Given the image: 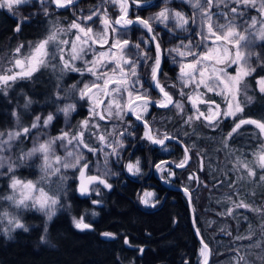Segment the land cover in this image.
<instances>
[{
    "label": "trees",
    "instance_id": "1",
    "mask_svg": "<svg viewBox=\"0 0 264 264\" xmlns=\"http://www.w3.org/2000/svg\"><path fill=\"white\" fill-rule=\"evenodd\" d=\"M82 1L79 4L82 12L106 6L112 20H115L119 13V7L104 5L103 0ZM137 8L132 6L136 13ZM45 9L48 11L47 16L44 14ZM147 9L143 11L144 18L152 12ZM249 9H253L254 16L260 18L258 9ZM25 15L27 22L20 32H15L18 19L24 16L0 9V66L4 68L9 66L10 56L16 46L42 39L54 28L67 29L74 18L71 6L57 8L49 0H45L43 4L38 0L37 5L31 6V11ZM244 22L243 19L238 25ZM134 26L127 32V39L130 38L133 42L134 32L145 34L141 27ZM59 35L63 38L69 37L71 33ZM159 40L161 49L164 50L161 67L163 73L167 74V80L162 75L161 82L166 85L176 83L179 87L176 79L179 68L172 63L174 54L170 55L166 51L172 46L162 35ZM51 49L53 48L50 46L49 50ZM250 51L259 53L264 59V41L255 43ZM51 62L49 68L41 69L31 79L17 80L7 90V95L0 92L1 130L14 126L16 129L21 126L29 127L37 115L41 116L43 121V118L51 113L54 119L47 128L49 132L54 133L58 131L57 127L62 124L64 117L72 120L75 125L83 116L81 106L84 101L77 99L78 93L72 89V85L80 82L85 74L81 76L76 72H66L60 75L55 59ZM258 65V62L254 63L257 72L248 80L251 85L248 95L253 97V102L247 105L245 115L252 118L264 115V95L256 91L254 85L255 78L264 72ZM141 70L148 76L149 70L146 67L141 66ZM233 70L229 69V72L234 75ZM167 90L174 98H179L175 89ZM208 96L220 103L219 97L211 93ZM28 99L32 103L25 108ZM66 105L79 107L80 112H70L65 116L63 111L58 109H63ZM186 105L190 110V105L185 101V107ZM13 112L20 117V125H17ZM185 118L186 113L185 116L177 115L174 108H152V112L147 114L145 119L154 131L178 136L185 144L195 143V151L206 153L203 171H199L200 161L193 155L190 166L176 169V175L170 177L167 183L189 190L190 209L193 217L197 218L194 227L199 229L200 238H203L210 250L208 264H237L240 257L243 259L239 260V264H264V224L260 223L264 220V181L258 179L262 172L257 168V178H249L237 169L238 160H253L252 153L258 149L262 138L255 135L252 126H246L242 130L243 134L235 136L225 147L223 137L231 128L230 120L225 121L219 128L212 129L202 121H196L191 126L186 125ZM127 119L130 124H135L132 119ZM130 124L127 123L123 128L128 129ZM134 137L127 139V153L121 155L118 163L113 162L114 155H110L111 167L119 170L114 177L107 179L112 185L111 189L97 185L98 189L92 195H81L77 191L76 180L68 178L63 182V189L68 195L64 199L68 205L66 208L59 207L50 221L44 213L30 208L31 220L20 218L25 228L11 227L12 230L7 231L5 224L8 223L5 218L4 221L0 220V264H200L201 246L190 226L185 194L157 182L151 174L146 178V168L148 169L157 158L165 156L159 152L160 146L141 139L139 130ZM167 143L170 144L171 150L166 157L178 161L183 155V150L173 141ZM25 144L22 136L14 144V150L18 152ZM135 158H139L144 174L131 176L124 171L122 163L126 159ZM30 167L35 173L33 165ZM13 173L20 177H33L23 173V165L20 164L15 166ZM192 174L199 177V183L189 180ZM7 177L8 175L0 177V199L3 201H7L4 199ZM151 178L153 183L149 182ZM230 181L233 182L231 186ZM141 187H148L155 192L154 207L144 206L138 201ZM93 200L100 203L93 204ZM240 200L249 204L250 208L238 209L233 216L222 215L228 207L233 206L230 201L238 203ZM4 209L0 208V212ZM66 211L74 216H83L86 223L92 227L85 230L74 228L69 223ZM104 232L116 235L114 238L105 237L102 235ZM125 238L128 239V244L124 243ZM140 248L144 249L143 253L139 251Z\"/></svg>",
    "mask_w": 264,
    "mask_h": 264
},
{
    "label": "snow or ice",
    "instance_id": "2",
    "mask_svg": "<svg viewBox=\"0 0 264 264\" xmlns=\"http://www.w3.org/2000/svg\"><path fill=\"white\" fill-rule=\"evenodd\" d=\"M39 2L43 4L45 0ZM49 2L55 4L57 8H67L73 5L75 0H49ZM163 2L165 7L148 18L136 15L135 19H130L129 11L132 6L143 7L148 0H131V3L129 0H103L104 5L119 7L120 16L112 20L109 18L106 6L92 8L88 15L81 14L76 17L67 29L54 28L42 39L27 42L26 52L25 44H19L14 50L11 66L7 68L0 66V92L5 95L17 80L31 79L41 68L49 67L50 61L57 57L62 74L76 72L83 76L87 73L93 78L83 83V87H78L82 81L72 85V89L78 91L80 99L91 102L89 117L79 122L78 130L74 133L61 131L55 137L34 144L20 157L23 162L39 154L42 157L40 165L42 175L36 181H22L15 176L12 177L9 185L12 195L4 199L11 201L17 209L34 208L43 212L50 221L55 216L58 206H62L60 197L64 192L63 182L67 179L62 174V170L75 169L78 172L77 190L81 195H90L91 191L96 190L95 185L112 188V185L103 178L109 174L107 171L100 175L89 174V163L82 151L86 149L93 154L97 152V148L91 146L90 140L86 142V133L89 137L96 136L101 145H106L111 150L110 153H105L106 162L109 155H118V149L124 147L122 139L117 138L114 143H108L106 136L99 134V123H92L97 118L111 119L115 114L116 118L123 120L131 113L143 125L144 132L141 139L150 144L160 145L165 151L168 150L167 141H175L179 144L183 155L178 161L161 160L155 164L156 171L162 173L161 178L166 181L176 175V169L190 166L193 155L200 161L199 171H203L206 153L195 151V143L185 144L178 136L154 131L151 124L144 119L151 106L162 109L174 108L177 115L185 116L186 101L190 105L191 114L186 116L184 124L189 126L196 121H202L207 127L217 129L225 121L230 120L231 128L223 137L225 147L235 136L242 135V130L246 126H252L255 135L264 138V115L258 118L245 115L247 105L253 102V97L248 95L251 87L248 80L257 72V67L251 63L253 57L259 61L258 66L264 70V59L261 55L248 50L255 40L264 41V0H259V3L258 0H186L195 10L190 18L180 11L167 7L169 0ZM27 3L29 0H0V9H7L8 12L13 13L14 8ZM221 5L224 6V10L219 16L224 18V23L213 18L216 15L212 11L213 7L219 8ZM249 7L258 9L260 19L253 16L250 18V23L238 25L237 19L244 17V9ZM44 14L48 15L47 9L44 10ZM26 22V17L19 18L14 31L20 32ZM169 22L173 23L171 29L168 28ZM97 23L100 30L94 31L93 25ZM190 23L195 24L199 29L192 33L195 39L188 38L187 42L180 40L174 47L166 50L168 54H174L172 63L179 68L176 78L179 87L176 83L166 85L161 82L162 75L167 80V74L163 73L161 67L164 50L161 49L159 33L154 31L153 24L163 25L175 37L177 30L187 32ZM134 25L146 30V38L141 37L137 42H133L130 38H122ZM59 33L65 35L71 33V36L69 39H63ZM50 46L54 51H49ZM89 54L92 58L85 59ZM77 61H82L83 67H77ZM141 66L149 70L148 83L152 89L157 90L159 99H153L149 87H145L146 82L140 72ZM229 69H234L235 74H231ZM255 85V90L264 95V75L255 78ZM168 88L175 89L179 98H174ZM209 93L219 97L220 103L208 96ZM57 97L59 98V94ZM31 103L30 99L26 100L24 107L27 108ZM74 108V105H66L58 111H63L65 116H68ZM12 115L16 117L17 125H20L21 121L17 113L13 112ZM53 119V115L49 113L41 124V116L37 115L29 127L21 126L19 130L9 131L6 134L0 132V152H3L5 145L11 147L13 141L22 136H29L33 129L47 128ZM5 135L7 139H4ZM124 135L125 132L120 133V136ZM57 142L65 147L63 157L55 152ZM68 145H72L75 150H67ZM99 151H103V147ZM252 155L254 159L250 162L238 160L237 169L243 171L249 178H257L256 169L264 171V141ZM5 162V158L0 155V168L4 167ZM15 166L12 162H8V172H13ZM125 169L132 175L141 174L139 158L135 163H127ZM54 176L58 177V181L52 180ZM258 179L264 181V175H260ZM189 180L199 183V177L195 174L190 175ZM229 183L230 186L233 184L231 181ZM53 184L56 186L53 187ZM183 191L191 202L189 190L184 188ZM154 197V192L145 191L139 199L142 204L154 207ZM230 202L233 206L228 207L222 215L233 216L238 209L250 208V205L243 200L238 203ZM92 203L98 204L100 201L93 200ZM4 218H8V224L13 229L25 228L19 218L11 216L7 211L0 212V220ZM196 219L194 216V224ZM73 223L80 230L92 227L84 222L83 216L79 219L73 217ZM196 234L200 236L199 229H196ZM102 235L114 238L116 234L104 232ZM199 242L202 264H208L210 255L208 244L202 237ZM124 243H129L127 238ZM139 251L143 253L144 249L140 248ZM240 259L243 258H238L237 264Z\"/></svg>",
    "mask_w": 264,
    "mask_h": 264
},
{
    "label": "rangeland",
    "instance_id": "3",
    "mask_svg": "<svg viewBox=\"0 0 264 264\" xmlns=\"http://www.w3.org/2000/svg\"><path fill=\"white\" fill-rule=\"evenodd\" d=\"M37 1L38 0H29V3H27V4H25V5H21V6H19L18 8H14V10H13V13H17V14H19V16H24V17H26V12H29V11H31V6H36L37 5ZM162 2V1H161ZM170 2V1H169ZM258 3H259V0H258ZM52 4V3H51ZM53 5V4H52ZM175 5V6H174ZM167 7H169L170 9H174V10H176V11H180V12H182L181 10H178L177 9V4H174V3H172V2H170V3H168L167 5H166ZM162 7H165V4L163 3V4H161L160 5V8L159 9H157L155 12H153V13H151L150 15H148V16H146V18H148L149 16H151V15H153L154 13H156V12H158V11H160V9L162 8ZM221 7V6H220ZM220 7L219 8H217V7H213V9H212V11L216 14V15H214V19H218L219 20V22L220 23H224L225 22V20H224V18L223 17H220L219 16V13L221 12V10H220ZM96 8H98V7H96ZM191 12H192V14L194 15V9H193V7L191 6ZM73 13H74V18L72 19V21L74 20V19H76V17H78V16H80L81 14H83V15H88L89 14V11H86V12H82V11H80V9L79 8H77V7H74V9H73ZM253 13V11H251V13H249L250 14V16H248V18L246 17V19L244 20L245 22H248V23H250L251 21H250V18L251 17H253L254 15L252 14ZM254 14H255V12H254ZM257 14H258V12H257ZM120 15V10H119V13H118V16ZM136 15H138V14H135V16ZM130 18V17H129ZM260 19V18H259ZM244 22V23H245ZM169 25L171 26V27H173V23L172 22H169ZM192 25V24H191ZM192 33L194 32V31H198L199 29L197 28V26L194 24L193 26H192ZM93 29H94V31H99L100 29H99V27H98V23H97V25H93ZM155 30L157 31V32H161V30H160V28H155ZM145 32V31H144ZM71 36V35H70ZM70 36L69 37H63V39H69L70 38ZM127 36V33L126 34H124L123 36H122V38H125ZM133 36H134V38H135V42H137L141 37H144V38H146V35L145 34H143L142 32H134L133 33ZM188 38H191V39H195V37L192 35V34H190V36H187L186 37V40H184V39H182V38H174V39H171L170 38V40H171V43H170V45L172 46V47H174L176 44H178L179 42H180V40H184L185 42H187V39ZM259 42H262V41H260V40H255L250 46L251 47H254V44L255 43H259ZM17 47V46H16ZM15 47V48H16ZM250 47V48H251ZM15 48H14V50H15ZM250 48H249V50H250ZM14 50H13V52H12V54H11V56H10V61H9V66L8 67H10L11 66V64H10V62L12 61V59H13V53H14ZM27 51V44H25V52ZM50 52H52V51H54V49H51V50H49ZM154 51L155 50H153V57H154ZM92 57H91V54H89V55H87L86 57H85V59H91ZM254 58V57H253ZM52 61V60H51ZM50 61V63H52ZM55 61L57 62L56 64H58L59 65V74L60 75H64V73L62 74L61 73V65H60V63H59V58L57 57V59H55ZM252 63H253V65H254V63H256V62H258L259 63V61H256V60H252L251 61ZM76 64H78V66L79 67H83V62L82 61H77L76 62ZM47 68H49V67H46V68H41L42 70H45V69H47ZM141 69V68H140ZM234 71V70H233ZM261 75H264V72L261 74ZM93 78L89 75V74H87V73H85V75H84V77H83V79L81 80L82 81V83H79L78 84V87H83V83H87V82H89V81H91ZM80 81V82H81ZM254 85H255V80H254ZM255 87H256V85H255ZM77 93H78V91H76ZM77 99H80L79 98V93H78V95H77ZM160 98V97H159ZM158 98V99H159ZM83 105H85V115H83L78 121H77V123L74 125V123L72 122V120H69V118H65L64 117V119H63V122H62V124L61 125H59V127H57V128H59L58 129V131H55L54 133H51V132H49L48 131V128H43V127H41V128H39V129H33L32 130V132L30 133V135L29 136H27V137H24V140L26 141V144H25V147H21L22 149L21 150H19L18 152H16V150H14V147H15V143L18 141V140H15V141H13L12 142V144H11V147H8L7 145H5L4 146V150H3V152H0V155H2L4 158H5V164H4V167H2V168H0V177H2V176H6V175H8V177L6 178V180H5V187H6V193H5V196L7 197V196H10V195H12V189L9 187V185L11 184V181H12V177L13 176H15L16 178H18V179H20V180H22V181H28V180H32V181H36V180H38L39 178H40V176L42 175V173H41V170H40V165H41V163H42V157L39 155V154H37L36 156H34V157H32V158H30V159H27V160H24L23 162H21V160H20V157H22V155L24 154V153H26L28 150H30L33 146H34V144H36V143H40V142H43L45 139H48V138H50V137H55V136H57V135H59L60 133H61V131H69V132H72V133H74V132H76L77 130H78V126H79V122L80 121H82V120H84V119H86V118H88L89 117V111H90V106H91V102L90 101H88L87 99H83ZM223 106V105H222ZM186 107H187V112H186V116H187V113H189V114H191V109L190 110H188V106L186 105ZM140 109H138V111H139ZM75 111V108H74V110L73 111H71V112H74ZM63 114H64V112H63ZM188 114V115H189ZM122 121L124 122V123H122ZM109 122V123H108ZM137 123H135V126H134V124L132 123V124H130L129 125V128H132L133 126H134V130L132 131V132H130L129 130H126V129H124L123 128V126L124 125H127V123L128 122H126V120L125 119H123V120H120V119H118V118H116L115 117V114H113V117L111 118V119H108V121H107V123L106 122H103V121H101V120H99L98 118L97 119H95V120H93L92 121V123L93 124H96V123H99V125H100V129H99V134H103V135H105L106 136V138H107V142L108 143H114V141L117 139V138H119V139H122L123 140V138H124V136L126 135H128L129 137H132L133 136V133L135 132V131H138L139 130V135H143V132H144V128H143V126L142 125H140L139 124V122L138 121H136ZM32 123V122H31ZM31 123H30V125H31ZM41 124H42V121H41ZM129 124V123H128ZM136 124H138V125H136ZM29 125V126H30ZM15 130H19V128H15V126L12 128V127H10V128H5V129H0V132H4L5 134L7 133V132H9V131H15ZM93 131H97L96 129H93ZM121 132H125V135L124 136H120V133ZM129 132H130V134H129ZM37 137H39V139L37 140ZM4 139H7V135H5L4 136ZM85 140H86V142H88L89 140H90V142H91V146L92 147H95V148H97V152L95 153V154H93V153H91V152H88L86 149H82V151H83V154H84V157H85V159L88 161V163H89V169H90V171H89V174H91V175H100V174H103L105 171H107L109 174L107 175V176H104L103 178L104 179H109V177L111 178V177H114L118 172H119V170H115V169H113L111 166H112V159H111V157H110V155L108 156V158H107V162L105 161V153H110L111 152V150L106 146V145H101L100 144V142L96 139V136H90L89 137V135L86 133L85 134ZM262 141H264V138H262L261 139V141H260V144H259V146H258V149H259V147L261 146V143H262ZM101 147H103V151H99V149L101 148ZM67 150H69V151H74L75 149H74V147L72 146V145H68L67 146ZM119 150V149H118ZM16 152V153H15ZM55 152H56V154L57 155H59V156H61V157H63L64 155H65V147H62L61 145H60V143L59 142H57V144L55 145ZM159 152H164V149L163 148H161L160 147V149H159ZM120 154V152H118V155ZM118 155H116L114 158H113V162H119V159H118ZM118 156V157H117ZM253 159H254V157H253ZM135 161L136 160H129V161H127L126 163H125V165L127 164V163H129V162H132V163H135ZM8 162H12L13 164H15V165H18V164H20V165H23V173H25V174H27V175H29V177H31V176H33L32 178H25V177H20L19 175H17V174H15V173H13V172H11V173H9L8 172ZM159 163V162H158ZM156 164V163H155ZM155 164L154 165H152L153 166V173L154 174H159L157 171H156V169H155ZM30 165H33V167H34V169H35V173L33 172V170L31 169V167H30ZM125 165H124V171H126L127 172V170L125 169ZM140 167H141V174H139V175H142V174H144V168L141 166V164H140ZM14 171V170H13ZM262 172V175H264V171H261ZM128 173V172H127ZM62 174H65V175H67V179L68 178H71V179H75L76 180V186L78 187V180H77V177H78V172L75 170V169H67V170H62ZM128 174H130V173H128ZM241 173H239V175H240ZM131 176H138V175H132V174H130ZM66 179V180H67ZM52 180L53 181H58V177H52ZM65 182V181H64ZM53 187H55L56 185L55 184H53L52 185ZM98 186H100V185H98ZM77 187H76V189H77ZM95 187V191H97V189H98V187H97V185H95L94 186ZM45 190L47 191V187L45 188ZM78 191V190H77ZM95 191H91V193H90V195H92ZM145 191H148V192H154L152 189H149L148 187H141L140 188V190H139V193H138V201L140 202V199H139V197L143 194V192H145ZM155 193V192H154ZM90 195H88V196H90ZM4 196V197H5ZM68 195H67V192H65V190H64V192H63V194L61 195V197H60V200H61V205L62 206H58V208H57V210L59 209V207H67V203H66V199H64L65 197H67ZM154 201V200H153ZM141 203V202H140ZM142 204V203H141ZM142 205H144V204H142ZM144 206H146V205H144ZM0 208H5L3 211H7V212H9L10 213V215L11 216H15V217H18L19 218V220H20V218H22V219H26V220H31V218H30V209L31 210H33V211H37L36 209H34V208H28V209H17L15 206H14V204L11 202V201H9V200H7V201H3L2 199H0ZM37 212H40V211H37ZM41 213H43V212H41ZM66 213H67V216H68V220H69V223H70V225L71 226H73L74 228H76L75 226H74V223H73V217H75V218H77V219H79L80 217H81V215H78V216H74V215H71L69 212H67L66 211ZM2 221H4V219L2 220ZM5 222L6 223H8V218H5ZM84 222L86 223V221L84 220ZM1 223V222H0ZM260 223H263L264 224V220L263 221H260ZM6 225V230L7 231H10V230H12L11 229V225H9V224H5ZM77 229V228H76ZM201 257V256H200ZM202 258V257H201Z\"/></svg>",
    "mask_w": 264,
    "mask_h": 264
},
{
    "label": "flooded vegetation",
    "instance_id": "4",
    "mask_svg": "<svg viewBox=\"0 0 264 264\" xmlns=\"http://www.w3.org/2000/svg\"><path fill=\"white\" fill-rule=\"evenodd\" d=\"M162 1V2H161ZM170 2H172V3H174V4H177V9L178 10H181L182 11V13H184L187 17H192L193 15H192V13H191V5L189 4V3H187L186 2V0H169ZM83 1L82 0H75V3L73 4V5H71V7L74 9V7H77V8H79L80 9V6H79V4H81ZM169 2V3H170ZM164 2H163V0H148V3L147 4H145L143 7H139V8H137V10H138V13H136L134 10H132V8L130 9V11H129V17H130V19H133V18H135V14H138L139 16H141L142 18H144L143 16V11L146 9V8H148L147 10H150V11H152L151 13H153V12H155L157 9H159L160 8V5L161 4H163ZM175 6V5H174ZM232 6H234V5H232ZM135 10H136V8H134ZM81 10V9H80ZM220 10L221 11H223L224 10V6L223 5H221V7H220ZM253 10V9H252ZM252 10H250L249 8H245L244 9V11H245V15H244V17H242V18H238L237 19V24H239V22L241 21V22H243V19L245 20V17H247L248 15H250L249 13H251V11ZM253 14V13H252ZM131 15H133V16H131ZM254 15V14H253ZM120 16V15H119ZM118 15L116 16V18L117 17H119ZM115 18V19H116ZM146 18V17H145ZM194 24H192L191 25V23L187 26L188 27V31L187 32H183V31H179V30H177L176 32H175V37L173 36V34L171 33V32H169L167 29H165L164 28V26L163 25H159V24H153V28H154V31L156 32V33H159V36L160 35H162L167 41H169V44L171 43V40H170V38L171 39H174V38H182V39H184V40H186V37L187 36H190V34H192V26H193ZM138 26V25H137ZM140 27V26H139ZM136 27L134 26V29H135ZM155 28H160V30H161V32H157L156 30H155ZM168 28L169 29H171L172 27L168 24ZM144 30V29H143ZM145 31V35H146V30H144ZM124 39H127V36L124 38ZM154 50V49H153ZM140 72H141V75H142V78L145 80V87H149V89H150V93H151V96H152V98L153 99H158L159 98V95H158V93L154 90V89H152L151 87H150V84L148 83V76L144 73L143 74V72H142V70L140 69ZM85 105H82L81 106V110H83V115H85L86 113H85ZM152 108H158V107H155V106H151V107H149V109H148V112H147V114H149L150 112H152ZM176 111V110H175ZM78 112H80V108L79 107H76L75 108V111L74 112H72V113H78ZM147 114H145V116H144V119L146 118V116H147ZM127 118H130V119H132L133 121H135V123H137L136 122V120L135 119H133L132 117H130L129 115H126L125 117H124V119L126 120V122H130L129 121V119H127ZM101 121H103V122H106L107 123V121H108V119H105V120H101ZM109 123V122H108ZM122 123H124L123 121H122ZM130 124V123H129ZM134 124V123H133ZM140 124V123H139ZM136 125H138V124H136ZM141 125V124H140ZM127 126V125H126ZM134 126H135V124H134ZM134 126L132 127V128H129L128 127V129H126V130H131L130 132H132L133 130H134ZM143 126V125H142ZM125 127V126H124ZM129 132V133H130ZM136 135V131L133 133V136L132 137H126V136H124V138H123V143H124V147L123 148H121V149H119L118 150V152H120V154L117 156L118 157V159L120 160L121 158H122V156L125 154V152L127 151V139H132V138H135L134 136ZM140 137H142V135H140ZM168 142V141H167ZM166 142V144H167V151H165L164 150V152H161V154H163L165 157H162V158H157L150 166H149V168L147 169L146 168V173H147V175H146V178H149V175L151 174L152 176H153V178L155 179L156 178V181L157 182H161V183H163V185H165V186H167L166 185V183H164V182H162L158 177H162V175H157V174H154L153 173V166L152 165H154L155 163H158L159 161H161V160H170V159H168L166 156L169 154V152L168 151H170L171 150V147H170V144L169 143H167ZM173 142H175V141H173ZM176 143V142H175ZM179 145V144H178ZM158 146H160V145H158ZM180 146V145H179ZM161 147V146H160ZM162 148V147H161ZM181 148V147H180ZM182 149V148H181ZM130 150H132V148H130ZM127 153V152H126ZM122 155V156H121ZM116 155H114L113 156V158L115 157ZM129 160H136V158L135 159H126L125 161H124V163H122V165H123V167H124V165H125V163L127 162V161H129ZM124 169V168H123ZM144 170V169H143ZM158 176V177H157ZM153 181V179L151 178L150 180H149V182L150 183H153L152 182ZM164 181H166L165 179H164ZM167 182V181H166ZM170 185V184H169Z\"/></svg>",
    "mask_w": 264,
    "mask_h": 264
},
{
    "label": "water",
    "instance_id": "5",
    "mask_svg": "<svg viewBox=\"0 0 264 264\" xmlns=\"http://www.w3.org/2000/svg\"><path fill=\"white\" fill-rule=\"evenodd\" d=\"M54 6H55V4H53ZM133 19H135V18H133ZM156 92H157V90H155ZM158 93V92H157ZM130 117H132L133 119H135L136 121H138L137 119H136V117L134 116V115H132L131 113H129L128 114ZM141 125H142V123L140 122V121H138ZM160 162V161H159ZM158 177V176H157ZM162 182H164V183H166V185L167 186H169L170 188H175V189H178V190H180V191H182L183 193H184V191H183V187H174V186H171V185H169L166 181H164V179H162V178H160V177H158ZM185 194V193H184ZM185 197H186V203H187V206H188V208H189V222H190V226H191V228H192V230H193V232H194V234H195V236H196V239L198 240V242L200 241V236H197V234H196V229H195V227H194V223H193V215H192V211H191V209H190V202H189V199H188V197L185 195ZM199 244H200V242H199ZM201 246V245H200ZM200 264H202V261L200 262Z\"/></svg>",
    "mask_w": 264,
    "mask_h": 264
},
{
    "label": "bare ground",
    "instance_id": "6",
    "mask_svg": "<svg viewBox=\"0 0 264 264\" xmlns=\"http://www.w3.org/2000/svg\"><path fill=\"white\" fill-rule=\"evenodd\" d=\"M172 186V185H171Z\"/></svg>",
    "mask_w": 264,
    "mask_h": 264
}]
</instances>
